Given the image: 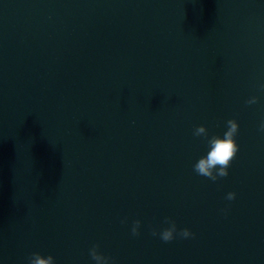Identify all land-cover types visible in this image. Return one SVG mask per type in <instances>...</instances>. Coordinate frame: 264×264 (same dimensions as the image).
I'll use <instances>...</instances> for the list:
<instances>
[{"label": "water", "instance_id": "obj_1", "mask_svg": "<svg viewBox=\"0 0 264 264\" xmlns=\"http://www.w3.org/2000/svg\"><path fill=\"white\" fill-rule=\"evenodd\" d=\"M261 84L264 0H0V264H264Z\"/></svg>", "mask_w": 264, "mask_h": 264}, {"label": "clouds", "instance_id": "obj_2", "mask_svg": "<svg viewBox=\"0 0 264 264\" xmlns=\"http://www.w3.org/2000/svg\"><path fill=\"white\" fill-rule=\"evenodd\" d=\"M259 87L262 91H264V84H261ZM256 102L257 97L255 96L246 101L247 104H255ZM226 124L227 130L223 133L222 138L219 135H212L211 137H208L207 130L203 125L197 126L193 133L194 136L197 137H206L208 144L207 154L198 159V161L194 164L193 169L198 175L207 177L212 181H216L218 177L228 176V168L238 151V146L235 141V136L238 132V124L234 119L227 120ZM258 131L264 133V119H261ZM226 199H235V193L229 192ZM121 223H124V221L122 220ZM164 223L168 224V227L163 228L159 232L160 239L164 242L172 241L174 239V233L182 238H188L193 235L187 228L181 229L177 232L175 222L169 218H165ZM139 226V220L133 221L131 229L133 236L139 235ZM151 234L156 236V230L153 229ZM98 247V245H93L89 249V255L92 260L95 261V264H110L112 258L99 253L97 251ZM28 264H54V258L51 255L44 257L40 253L33 252L28 258Z\"/></svg>", "mask_w": 264, "mask_h": 264}]
</instances>
